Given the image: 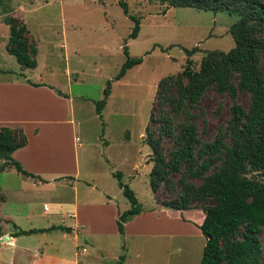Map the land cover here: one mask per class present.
Here are the masks:
<instances>
[{
  "label": "rangeland",
  "instance_id": "rangeland-1",
  "mask_svg": "<svg viewBox=\"0 0 264 264\" xmlns=\"http://www.w3.org/2000/svg\"><path fill=\"white\" fill-rule=\"evenodd\" d=\"M123 1L128 15L139 19V31L134 40H126L132 22L122 14L116 0H0V39L3 32L6 43L4 17L23 23L36 47L32 80L52 84L71 99L74 113L70 119L75 126H72L69 145L76 151L73 143L78 144L79 180H76V187L79 196L83 191L82 184H91L87 180L94 176L93 183L100 187L106 181L117 203L128 205L117 180L107 177V171L112 167L113 173L121 175V183L133 192L137 202L147 207L150 201L158 204L174 198L178 192L176 187L173 193H169L161 186L153 194L148 188L151 152L143 138L149 116L154 112L156 85L159 80L181 72L185 63L182 49L196 48L189 58L192 67L207 51L227 52L231 49L233 42L228 30L235 18L222 12L170 8L158 0ZM123 44L130 57H141L142 62L126 71L118 81H113L124 62ZM2 58L0 69L13 73L18 71L19 66L11 56L3 54ZM261 66L264 69V56ZM107 81L110 82V93L99 118L95 115L94 103L102 99ZM236 100L246 108V95L239 93ZM199 108L204 125L202 134L203 127H199L200 138L211 141L218 127H223L229 117L228 98L208 91L201 98ZM168 149L166 144L164 152ZM260 179L264 180V174ZM172 181L175 183L176 179L172 178ZM22 182L24 180L12 170L0 173V188L7 189L3 194L0 192V203L4 200L3 213L15 214L18 218L25 214L24 206L16 201L19 197L14 196ZM32 196L22 198H36ZM93 196L97 198L98 193L94 192ZM39 198L41 201L35 202L34 206L37 214L42 211L46 196L42 194ZM16 222L22 228L46 226L42 217L28 221L21 218ZM51 223L55 224V221ZM259 240L264 260V228ZM6 242H0V260H7L12 251ZM63 243L65 241L60 239V234L53 232L19 237L16 245L51 252L62 247ZM71 244L67 243L66 248L72 249ZM89 245L87 238L78 235L75 247H83L92 253ZM118 246L119 238H113V251L119 250ZM104 258L103 264L112 262L111 255Z\"/></svg>",
  "mask_w": 264,
  "mask_h": 264
},
{
  "label": "trees",
  "instance_id": "trees-1",
  "mask_svg": "<svg viewBox=\"0 0 264 264\" xmlns=\"http://www.w3.org/2000/svg\"><path fill=\"white\" fill-rule=\"evenodd\" d=\"M170 8L222 12L235 18L228 30L233 47L227 52L207 51L192 67L190 56L196 52L182 49L185 63L180 73L167 76L156 85L154 112L144 129V143L151 155L148 188L151 193L164 186L174 198L158 202L169 210H200L204 218L198 229L205 238L199 264H264L259 235L264 228V2L262 0H158ZM132 27L126 40H134L139 19L128 15L123 0H116ZM7 40L4 49L19 70L36 67V47L25 25L12 17H4ZM161 52L163 49L159 48ZM124 62L113 81L142 62L132 58L123 44ZM208 91L224 95L229 101V117L218 127L211 141H203L199 102ZM110 93V82L102 90V99L94 103L100 112ZM247 96L246 108L236 100ZM59 96L62 94L57 93ZM201 123L199 126L198 123ZM204 132V127L201 128ZM169 145L165 153V145ZM25 145L19 128H0V173L12 170L33 178L11 158L12 152ZM128 208L115 221L118 235L128 216L142 209L133 192L121 183V175L113 174ZM36 178V177H35ZM172 178L176 179L174 183ZM66 231L60 227L19 231L17 236ZM123 250V249H122ZM124 254L107 264H123Z\"/></svg>",
  "mask_w": 264,
  "mask_h": 264
},
{
  "label": "crops",
  "instance_id": "crops-1",
  "mask_svg": "<svg viewBox=\"0 0 264 264\" xmlns=\"http://www.w3.org/2000/svg\"><path fill=\"white\" fill-rule=\"evenodd\" d=\"M1 34L0 58L6 54V35ZM34 69H18L15 73L0 69V128H19L25 137V145L11 154L23 171L34 176L29 178L17 174L24 180L14 191V196L19 197L16 201L24 206L25 214L21 218L28 221L42 217L46 226L20 227L16 219L21 218L3 213V200L0 203V238L7 241L12 251L7 260H0V264H103L107 255H111L113 262L121 254H124L123 264H199L205 244V238L198 229L204 218L200 210L175 211L152 201L147 207L138 203L142 211L126 218L120 236L115 221L128 205L117 203L109 191V183L104 181L98 187L93 183L95 177H89L87 181L91 184H82L83 191L79 196L76 187V180H79L78 144L73 143L76 151L69 145L72 126H75L70 119L74 113L72 101L60 88L32 80ZM107 173V177L113 178L112 167ZM6 190L0 188L2 194ZM94 192L98 193L97 198L95 195L91 197ZM42 194L46 199H42V211L37 214L34 206L35 202L41 201L39 196ZM26 195L36 198L23 199ZM64 219H67L66 224ZM50 227L68 229V232H43L59 233L60 239L65 241L61 244L63 248L46 252L32 246L16 245L17 239L24 237L17 236L19 231ZM78 235L88 239L92 253L83 247H75ZM113 238H119V250L113 251ZM67 243H72L73 250L66 248Z\"/></svg>",
  "mask_w": 264,
  "mask_h": 264
},
{
  "label": "water",
  "instance_id": "water-1",
  "mask_svg": "<svg viewBox=\"0 0 264 264\" xmlns=\"http://www.w3.org/2000/svg\"><path fill=\"white\" fill-rule=\"evenodd\" d=\"M4 239L0 238V242H2Z\"/></svg>",
  "mask_w": 264,
  "mask_h": 264
}]
</instances>
